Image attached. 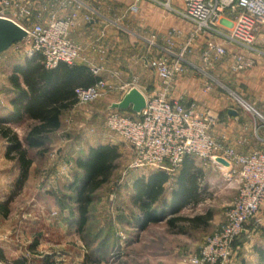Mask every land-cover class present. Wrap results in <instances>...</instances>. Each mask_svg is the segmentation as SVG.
I'll use <instances>...</instances> for the list:
<instances>
[{
    "label": "rangeland",
    "instance_id": "obj_1",
    "mask_svg": "<svg viewBox=\"0 0 264 264\" xmlns=\"http://www.w3.org/2000/svg\"><path fill=\"white\" fill-rule=\"evenodd\" d=\"M201 41L197 42L199 52L194 49L186 55L187 61L196 65V70L187 67L186 73L194 69L195 76L206 79L224 99L227 98L228 106L234 105L264 125V118L261 120L255 115L259 113L264 117V80L256 76L257 70L264 67V54H241L236 46L217 39L227 52L212 68L204 69L200 60L204 45ZM259 44L255 48L264 51V45ZM233 53L255 59L253 66L233 72L230 68ZM32 56L25 52L21 42L14 43L1 55L0 102L7 103L1 90L7 86L11 73L5 69V64ZM150 59L146 63L148 66ZM145 80L153 83L151 78ZM143 92L150 91L146 89ZM177 94L173 92V97H180ZM111 95L105 94L92 103L76 105L63 112L60 128L46 137L44 153L30 152L32 163L25 179L19 180L18 164L6 158L7 143L0 138V205L6 209V215L0 210V252L28 258V264H192V259L200 258L208 239L223 227L225 213L237 199L238 186L236 177L229 180L226 170L219 168V178L222 176L226 185L218 177L214 178L206 190L211 196L204 207H199L194 213H180L193 215L210 209L213 213L210 225L199 229L180 224L170 229L162 222L148 224L142 229L133 226L137 225L135 217L127 211L133 208L134 184L139 178L146 182L149 172L155 170L132 169L131 149L106 130L107 111L103 112L105 106L102 102ZM118 111L129 117L135 116L130 109ZM13 122L4 125L22 139L30 121L21 119L19 123ZM102 143L117 145L120 157L109 181L92 195L86 223L78 231L75 193L71 189L75 160L84 156L89 147ZM199 161L198 168L205 172L211 168L210 162ZM178 170L166 171L169 181L171 178V182L164 185L166 192L174 185L172 181L177 180ZM199 187V192H203L205 187L201 181ZM258 218L260 223L253 225ZM243 229L244 232L235 237L226 264H258L255 254L264 243V207Z\"/></svg>",
    "mask_w": 264,
    "mask_h": 264
},
{
    "label": "built area",
    "instance_id": "obj_2",
    "mask_svg": "<svg viewBox=\"0 0 264 264\" xmlns=\"http://www.w3.org/2000/svg\"><path fill=\"white\" fill-rule=\"evenodd\" d=\"M20 0H0V18L5 11ZM138 1V0H137ZM181 7L172 11L191 30L185 36L178 51H173L174 41L183 36L182 30L172 28L168 33L162 53L148 62L154 71L159 88L150 92L140 91L145 106L135 116L120 114L108 108L105 127L117 141L129 146L132 151V169L175 171L186 157L210 162L219 169H225L229 180L236 177L238 196L225 213V224L208 239L192 264H226L232 253L235 237L244 232L248 221L257 217L264 207V150L248 153L236 151L230 143H219L210 131L218 119L208 111H201L194 102H184L182 97H173L174 83L193 66L186 55L193 52L195 44L202 40L200 60L204 69H210L226 54L222 39L253 54H264L255 45H264V0H180ZM169 7L168 2L165 4ZM21 8L19 17L27 15ZM8 19V18H7ZM71 19L51 20L46 25L37 24L31 28L20 26L26 36L20 42L29 55H39L43 65L52 69L59 63L75 65L81 58V48L68 38ZM154 36L148 41L155 46ZM253 58L233 53L230 68L240 72L253 66ZM90 71L98 76L100 69ZM136 79L128 84V90L135 88ZM123 88V87H122ZM209 85L204 91L209 90ZM112 87L99 79L87 88L74 90L76 105L92 103ZM126 92V93H127ZM248 108V107H247ZM241 139L237 144H242ZM221 157L228 163L225 168L217 162ZM258 218L252 224L258 225Z\"/></svg>",
    "mask_w": 264,
    "mask_h": 264
},
{
    "label": "crops",
    "instance_id": "obj_3",
    "mask_svg": "<svg viewBox=\"0 0 264 264\" xmlns=\"http://www.w3.org/2000/svg\"><path fill=\"white\" fill-rule=\"evenodd\" d=\"M167 2L170 8L165 6ZM180 7V0H20L17 2V6L13 5L4 14L6 18L26 28H31L37 24L46 25L51 20L71 19L73 24L69 29L68 38L81 48V58L75 65L86 66L89 69L93 67L99 68L100 73L98 77L105 80L107 85L112 87L111 90L108 89L106 92V95L112 94L111 97L104 98L105 100L102 102L103 106H105L103 112H105L112 104L121 101L128 90L124 86L131 84L133 79L137 80L135 88L139 91L146 89L149 91L153 89L158 90L159 85L154 71L146 63L149 58L162 53L166 47L165 41L167 35L172 28H178L183 32L182 38L174 41L173 51L175 52L181 46L185 36L189 34L191 30L190 26L172 11V9ZM21 8L27 10L28 14L19 17L17 14ZM153 36L155 38V46L150 47L148 41ZM9 48L10 46L7 49ZM7 49L0 53V57ZM194 49L199 52L200 46L195 44ZM236 49L241 54L247 53L245 49L238 47ZM37 61L36 55H34L30 58H22V60H12L8 64H5V69L11 71V73L7 78V86L1 90V92L5 93L4 98L7 103L0 102V117H13V108L10 102L19 97V93L10 82V77L15 75L19 85L23 87L22 75L17 73V71L25 69ZM189 67L195 69L196 65L193 64V66ZM194 69L190 73L187 71V73L185 72L177 78L173 92L178 93L177 95H180V97L183 96L184 102H194L199 110L208 111L217 117L218 122L210 131L217 142L233 144L236 151L240 153L264 150V125L259 124L253 116H249L245 112L238 110L234 105L228 106L227 98L224 99L206 79L195 76ZM256 76L264 80V67L261 70H257ZM145 78H151L153 83H148ZM213 80L215 79L213 78ZM208 85L210 87L209 90L204 91V88ZM252 103L254 101L250 104ZM255 115L261 120L264 118L259 113H255ZM11 120L14 121H11L13 124L20 121ZM241 139L244 142L237 144L236 142ZM105 144L107 143L100 145ZM85 155L81 158L85 157ZM217 159L222 158L219 157ZM192 162L196 168L199 167L197 166L200 163L198 159L192 158ZM218 163L225 168L228 167L227 162L226 165ZM210 167V171L206 172L201 167L199 168L203 173L201 182L205 188L203 192L198 191L196 193V203L192 201L188 204H181L182 200L179 197L174 199L175 191L179 188L178 178L176 181H172L174 185L166 192L164 185L171 182V178L169 181L168 177L167 183L165 182L162 185L163 192L152 206L157 214H161L160 220L148 224L158 222L166 224L167 220L173 216L192 217L210 211L212 215L207 226L210 225L213 220V213L210 209H205L193 215L180 214L183 211L194 213L199 207H204L205 201L211 196L206 190L211 187L214 178H219L218 168L215 165H211ZM158 171L149 172L147 179L150 176L156 175ZM180 171L178 172V177ZM143 179L139 178V180ZM219 180H222V176ZM132 193L131 202L133 208H130L127 213L140 220V213L134 202L136 192ZM133 226L138 227V225ZM260 250H264V243L262 247L256 249L257 253L255 257L258 264H260ZM49 259L50 257L46 258L45 263ZM20 260L24 264H28L29 262L28 258H19L18 254L0 252V264H11V261H15L14 264H17L16 262Z\"/></svg>",
    "mask_w": 264,
    "mask_h": 264
},
{
    "label": "trees",
    "instance_id": "obj_4",
    "mask_svg": "<svg viewBox=\"0 0 264 264\" xmlns=\"http://www.w3.org/2000/svg\"><path fill=\"white\" fill-rule=\"evenodd\" d=\"M36 59L37 62L17 71L22 75L23 87L19 85L15 75L10 77V82L19 93V97L10 102L13 117H0V138L8 144L6 158L17 162L20 170L19 180L25 179L32 163L30 152L44 153L46 137L60 128L63 112L71 110L76 105L74 90L78 87L92 86L100 79L86 66L59 63L56 67L48 69L43 65L39 55H36ZM11 119L30 120L22 139L4 125L13 121ZM119 157L117 145L105 144L89 147L85 157L75 160L71 189L75 193L78 231L86 223L92 195L109 181ZM179 171V188L175 191L174 199L179 197L182 200L181 204L192 201L196 203V193L200 191L199 182L203 179L202 170L193 165L191 157H186ZM167 179V172L159 170L146 182L144 180L135 182L134 202L140 213L139 218L141 217L140 220L135 217V221L139 228L142 229L148 223L160 220L161 214H157L152 206L163 192L162 185ZM0 210L6 214L3 205H0ZM211 215V212L207 211L192 217L173 216L167 220L166 225L170 229L178 224L187 225L191 229L205 228ZM259 257L260 264H264V250L259 251ZM16 263L24 264L22 260Z\"/></svg>",
    "mask_w": 264,
    "mask_h": 264
},
{
    "label": "water",
    "instance_id": "obj_5",
    "mask_svg": "<svg viewBox=\"0 0 264 264\" xmlns=\"http://www.w3.org/2000/svg\"><path fill=\"white\" fill-rule=\"evenodd\" d=\"M26 32L15 22L7 18H0V53L7 49L15 42L25 38ZM145 106L143 94L137 88H131L121 99V101L111 105V109L116 110H131L134 113H139ZM217 162L226 165L222 159H217Z\"/></svg>",
    "mask_w": 264,
    "mask_h": 264
}]
</instances>
